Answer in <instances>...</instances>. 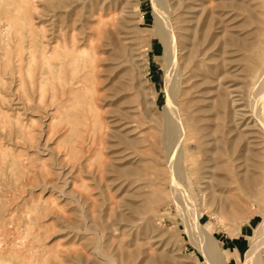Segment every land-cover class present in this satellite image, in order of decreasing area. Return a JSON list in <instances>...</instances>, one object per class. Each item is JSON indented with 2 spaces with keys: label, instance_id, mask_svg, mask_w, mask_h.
Returning <instances> with one entry per match:
<instances>
[{
  "label": "rangeland",
  "instance_id": "rangeland-1",
  "mask_svg": "<svg viewBox=\"0 0 264 264\" xmlns=\"http://www.w3.org/2000/svg\"><path fill=\"white\" fill-rule=\"evenodd\" d=\"M167 1L196 163L186 192L224 262L242 264L264 205L249 109L264 0ZM154 20L151 0H0V264H207L159 147Z\"/></svg>",
  "mask_w": 264,
  "mask_h": 264
},
{
  "label": "bare ground",
  "instance_id": "bare-ground-1",
  "mask_svg": "<svg viewBox=\"0 0 264 264\" xmlns=\"http://www.w3.org/2000/svg\"><path fill=\"white\" fill-rule=\"evenodd\" d=\"M187 3L190 4L189 2ZM151 5L155 17L154 29L158 34V38L163 45L164 59L166 63L165 76H164L166 101L163 106V112H162L163 120L161 119L162 121L159 125L160 126L159 147L164 156L165 167L167 171L166 173L168 175V183L172 190V200L174 201L178 214L182 219L185 232L187 233L194 247L202 254L207 264H226L223 260L222 251L218 245V242L209 234V232H207L201 226V223L199 222V213L197 212L193 201L186 192V182H185L186 169L188 167L193 169L194 168L193 166L196 165V163L193 160V158L188 154L190 148V142L192 140L191 139L192 136H190L191 135L190 127L187 126L186 124L187 121L185 118H183V114H182L183 112L181 113V110L178 107V99L181 95V88H180L181 85L179 80V77L181 76L180 75L181 68L179 66V61L177 57L178 46H177L176 34L174 32V27L172 26L170 21L171 8L169 6L168 1L151 0ZM56 48L58 49L59 47H55V49L54 48L53 49L56 51ZM51 53L54 52L52 51ZM49 57L55 58L53 56H49ZM41 58L43 57L41 56ZM42 60H46V59L43 58ZM250 101H251V106H249V109L251 107L253 118L256 120V123L258 124L262 134L264 135V68L258 74L257 83L254 90L251 93ZM184 116L186 115L184 114ZM154 124L157 123L154 122ZM234 160L236 159H234L232 156V158H230L229 161L233 163ZM262 201L264 202V195ZM262 211L263 213L261 215L260 221L257 222V224L255 225L253 237L251 238L249 247L245 252V257L242 264H263L261 258V250L264 247V205L262 206ZM219 212L217 213L219 222L221 223V225L222 224L225 225V218Z\"/></svg>",
  "mask_w": 264,
  "mask_h": 264
}]
</instances>
